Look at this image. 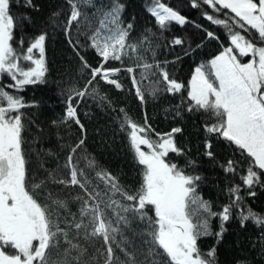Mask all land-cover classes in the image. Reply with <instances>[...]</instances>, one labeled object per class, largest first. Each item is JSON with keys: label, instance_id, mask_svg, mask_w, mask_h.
<instances>
[{"label": "snow or ice", "instance_id": "snow-or-ice-1", "mask_svg": "<svg viewBox=\"0 0 264 264\" xmlns=\"http://www.w3.org/2000/svg\"><path fill=\"white\" fill-rule=\"evenodd\" d=\"M67 2L71 11L64 25L66 39L82 68L89 72V78L82 87L66 89V110L61 122L74 123L80 132L73 144L66 145L67 157L63 165L57 164L54 171H47L43 164L39 167L51 183L82 190L83 195L74 198L79 202L76 213L68 210L66 201L53 199L51 193L47 194L51 203L41 201L37 190H43L44 180L29 183L22 109L34 105H27L8 89L22 91L26 86L46 83L47 33L39 34L27 47L21 38L18 41L21 51L18 52L13 46L17 22L10 13V0H0V81L5 76L11 81L0 85V264H97L95 256L83 259L88 252L80 241L92 245L103 258V264H216V249L201 253L198 240L213 235L210 221L214 218L221 222L220 230L215 233L217 241L221 240L224 224L233 218L234 212L241 227L251 220L262 230L260 240L264 243V217L244 205L241 185L228 188L229 203L221 206L218 212L213 211L212 203L203 199L198 191L201 177L188 174L177 162L167 159L170 153L183 154L175 144V134L181 132V128L166 134L155 133L147 122L146 113L144 124L138 125L123 108L119 109L123 117L118 126L122 131L128 130L130 148L144 169L142 184L133 193L125 190L111 173L99 168L94 157L85 151L87 131L78 113L79 104L90 98L101 111H105V103L108 110L116 111L107 97L101 95L98 83L123 90L115 77L126 72L134 95L142 105H146L147 100L140 85L148 74L160 77L148 91L152 99L161 91V83L168 94L179 93L184 85L172 79L158 61L148 63L137 56L134 66H123L125 58L132 59L130 53L137 51V44L128 42L133 24L123 23L121 3H113L106 11L99 9L98 27L88 35L80 30L82 13L77 4L73 0ZM83 3L95 7L92 0H83ZM201 5L223 15L224 18H219L205 13V18L227 29L229 46L223 47L208 64L194 69L186 111L207 116L213 122L205 124V131L233 145L249 159L247 174L240 179L249 190L248 194L254 196L255 192L251 191L254 186H264L260 179L264 174V0H192V7ZM150 12L159 30H164L170 22L187 23L184 16L160 0H156ZM51 23L57 27L55 21ZM73 23L77 25L76 35L84 36V45L79 39L73 43ZM88 30H91L90 22ZM207 36L218 39L212 32ZM145 43L150 42L142 37L141 44ZM183 43L180 38L172 41V45ZM85 47L98 56L100 63L96 67L80 55ZM145 50L151 51V47ZM152 54L155 57L154 51ZM245 57L249 58L248 62L241 61ZM21 61L32 66L22 67ZM110 61L119 62L121 67H108ZM137 69L140 70L139 80ZM152 134L158 138L153 140ZM142 146H146L147 151ZM206 147L210 149L211 143H206ZM206 155L213 154L208 151ZM81 160L83 168L79 166ZM187 163L194 165L192 161ZM234 163L227 162V173L236 172ZM90 173L103 183V192L99 184L89 179ZM117 195L121 199H116ZM60 210L66 212L63 218ZM133 222L139 230L132 228ZM125 231L132 233L133 240L125 236ZM135 239L139 244H134ZM97 243L103 251L95 247ZM117 249L121 255L116 254ZM54 253L64 259H53Z\"/></svg>", "mask_w": 264, "mask_h": 264}, {"label": "trees", "instance_id": "trees-1", "mask_svg": "<svg viewBox=\"0 0 264 264\" xmlns=\"http://www.w3.org/2000/svg\"><path fill=\"white\" fill-rule=\"evenodd\" d=\"M73 2L77 4L82 13L80 30L82 33L87 32L88 35H91L92 31L98 27L99 9L106 11L113 3H121L123 23L133 24V31L130 33L128 42L137 44V51L130 53L132 59L125 58L123 66H134L137 56L142 57L148 63L158 61L172 79L184 85L179 93L168 94L163 91L164 85L161 83L159 85L161 91L155 99H152L148 91L160 77L148 74V78L140 85L145 90L147 100L146 105H142L134 95L133 85L126 72L122 71L118 77H115L123 85V90L106 83H98L96 86L101 95L107 97L116 111L108 110L107 103L104 104L105 111H101L95 102L90 98H85L79 104L78 113L87 131L85 151L94 157L99 168L115 176L119 184L129 193L139 190L144 169L137 163L130 148L128 130L122 131L118 126L119 120L123 117L119 109L123 108L130 120L138 125L144 124L146 113L147 122L151 124L155 133L166 134L174 128L182 129L181 132L175 134V144L183 154L177 156L170 153L167 159L177 162L188 174L201 177L198 191L203 199L212 203L213 211L218 212L221 206L229 203L228 188L239 184L241 185L240 195L244 197V205L264 217V186L255 185L251 190L255 192V195L250 196L249 190L244 187L240 179L241 176L247 174L249 159L233 145L205 131V124L213 122L207 116L186 111L187 92L194 69L201 64H208L223 47L229 46L227 29L208 21L205 13L219 18H224L223 15L212 12L204 5L194 8L191 6L192 0H160L183 15L187 23L179 25L176 22H170L164 30H159L156 19L150 12L156 0H92L95 7L86 6L83 0H73ZM70 11L71 6L67 0H30V4L28 0H10V13L17 22L13 46L19 52L21 49L18 47V41L21 38L24 39L25 47H27L28 43L39 34L47 33L44 57L47 72L46 83L29 85L22 91L12 89L8 91L21 97L27 105H34L22 109L25 126L23 148L31 178L30 185L44 180L43 190H37L41 201L51 203L47 195L51 193L53 199L66 201L68 210L76 213L79 202L74 198L77 195H83L82 190L75 186L66 188L63 185L51 183L46 172L40 170L39 167L43 164L47 171H54L57 164L63 165L67 157L66 145L73 144L80 132L74 123L61 122L66 110V89L72 86L82 87L89 78V72L82 68L64 32V25ZM54 14L58 15L54 16ZM52 21H55L57 27L52 26ZM89 22L91 30H88ZM76 30L77 25L73 23L71 30L73 43L79 39L80 44L84 45L86 43L84 36H77ZM208 32L214 33L218 39L208 37ZM142 37L150 43L141 44ZM175 38H180L184 43L172 45ZM149 47L151 51H146L145 49ZM153 51L155 57H153ZM80 55L84 56L92 67L100 63L98 56L90 48L85 47ZM241 60H249V58L245 57ZM165 61L168 63L165 64ZM21 63L30 65L24 61ZM107 66L121 67L120 63L115 61H110ZM136 76L139 80V69H137ZM8 83L11 81L6 76L0 81V85ZM54 121L56 123H53ZM157 138L155 134H152L153 140ZM208 142L211 143L210 149L206 147ZM208 151L212 152L211 157L206 155ZM189 161L194 162V165L188 166ZM228 161L235 162V173L225 171ZM79 166L84 167L82 160ZM89 179L93 181V184H99L101 192L104 191L103 183L97 181L91 173ZM260 179L264 182V174ZM115 198L121 199L119 195ZM65 215L66 212L60 210L61 218ZM220 223L218 218L210 221L213 235L198 240L201 253H207L214 247L216 264H264V243L260 240L261 229L254 226L251 220L241 227L240 220L234 212L233 218L224 224L223 238L217 241L215 233L220 230ZM61 226L63 227V224ZM132 228L139 230L135 222ZM125 236L133 240L131 232L125 231ZM117 239L119 240L120 237ZM139 242L138 239L134 240V244H139ZM80 243L81 246L87 247L88 252L83 259L90 260L95 256L97 264H103V258L96 253L92 245L85 244L84 241ZM95 247L103 251L99 243ZM113 247L115 249V244ZM129 250H132L131 246ZM60 252L62 253L63 249H60ZM116 254L121 255L118 249ZM53 259L62 260L64 257L54 253Z\"/></svg>", "mask_w": 264, "mask_h": 264}, {"label": "rangeland", "instance_id": "rangeland-1", "mask_svg": "<svg viewBox=\"0 0 264 264\" xmlns=\"http://www.w3.org/2000/svg\"><path fill=\"white\" fill-rule=\"evenodd\" d=\"M180 15H181V14H180ZM182 16H183V15H182ZM37 58H38V55H37ZM241 61H242V62H248V60H241ZM21 66L27 68V67H31L32 65H31V64H30V65H24V64L21 63ZM142 148H144V150L147 151L146 146H142Z\"/></svg>", "mask_w": 264, "mask_h": 264}]
</instances>
